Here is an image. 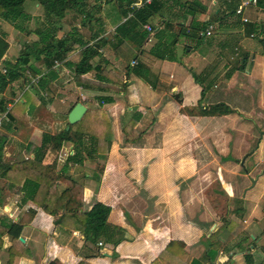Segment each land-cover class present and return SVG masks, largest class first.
Listing matches in <instances>:
<instances>
[{"label": "crops", "instance_id": "obj_1", "mask_svg": "<svg viewBox=\"0 0 264 264\" xmlns=\"http://www.w3.org/2000/svg\"><path fill=\"white\" fill-rule=\"evenodd\" d=\"M187 1H198L206 7L205 14L198 17L199 21L210 22L207 17L214 14L212 20L216 22L210 23L214 36L201 34L208 52H216L214 62L224 59L225 53L221 49H227L223 45L226 40L233 43L234 57L244 54L242 65L247 68V79L252 80L246 89L255 91L256 97L251 99L249 111L228 103L226 105L234 111L229 115L203 117L189 114L191 108L183 104L181 91L170 83L175 81V61L183 49L191 50L179 43L178 34L183 33L179 23L187 27L190 22L189 16L182 19L179 4L172 7L175 20L172 17L169 20V14L164 11V20L155 15L144 24L127 17L124 0L121 4L117 0L101 3L94 11L88 8L92 15L86 21L82 20V15L68 13L61 21L60 34L73 30L74 37L87 42L93 55L88 61L90 70L84 75H76L74 64L58 63L53 68L55 73L50 75L46 70L47 62L40 60L33 64L45 76L44 89L29 88L27 91L38 97L43 109L58 118L65 114L68 117L78 103L86 108V113L105 112V116L98 119L89 115L81 129L91 135L101 133V151L88 141L82 153L75 160H69L68 155L74 154L69 143L58 148L53 139L42 140L47 125H34L39 120L35 110L25 128L17 130L14 127L13 132L0 128L11 142L7 145L5 160L22 164L13 176V184L0 181V187L11 189L0 191V223L23 224L19 237L22 246L18 258L12 259L11 264H156L160 252H168L183 264H264V161L255 164L253 160L254 156L264 154V53L258 35L264 27V8L258 7L257 3L244 6L250 0H211L212 6L207 5L206 0ZM239 8H244L242 16L235 13L229 16L228 12ZM221 13L225 18H218ZM242 18L247 22H242ZM169 21L171 24L166 27ZM145 25L152 26V34L144 29ZM157 32L160 33L156 35ZM118 38L136 54L130 60L129 69L127 62L113 51L112 44ZM212 38L216 40L215 44L211 42ZM255 38L258 43L251 49H241L247 42H256ZM166 45H169L172 61L153 55ZM208 61L206 66L213 65V60ZM167 62L169 67L162 69ZM108 71L118 76L123 87L111 77L102 78ZM204 72L207 74L206 70ZM21 86L13 84L10 93L18 94L16 98L22 96ZM204 98L205 93L197 105L204 102ZM210 98L207 97V104L200 105L219 104L216 94ZM29 103L35 104L33 100ZM132 109L135 112L130 116L127 111ZM242 112L248 114L244 122H252L254 131L257 130L256 150L246 154L241 161L228 154L225 162L235 167L239 165L242 176L232 172L234 167L229 170L223 167L222 158L218 161L214 158L218 173L213 175L208 170L210 164L205 161V156L213 152L218 155L222 151L216 146L206 147L207 135L218 146L223 139L222 120H231L234 114L240 118ZM57 117L51 119L54 128L58 123L53 120ZM205 118L211 121L220 118L221 122L211 133H206L201 126ZM59 121L63 123L60 118ZM94 121H98L96 125ZM131 122L134 123L132 128L128 127ZM244 129L249 130L248 127ZM238 131L232 128L226 134L235 142ZM254 131L246 132L243 137L253 139ZM216 135L219 137L215 138ZM126 137L133 141L128 143ZM106 145L109 149L104 155ZM237 145L238 142L234 146ZM256 170L258 173L254 177ZM208 174L214 177L213 195L207 192L212 184L207 182ZM25 182L29 194L36 191L35 187L30 190L29 182L39 184L34 199L26 198L21 191L11 194ZM223 201L225 212L218 213L217 205ZM95 204L110 208L107 222L118 228L119 243L113 245L102 237L97 244H91L80 234L75 213L87 212ZM224 218L234 224L221 232V248L210 260L206 253L208 239L222 227ZM10 247V238L0 236V264L9 263ZM170 261L174 263L173 259Z\"/></svg>", "mask_w": 264, "mask_h": 264}, {"label": "trees", "instance_id": "obj_2", "mask_svg": "<svg viewBox=\"0 0 264 264\" xmlns=\"http://www.w3.org/2000/svg\"><path fill=\"white\" fill-rule=\"evenodd\" d=\"M126 3L124 4L127 12L126 14L131 13L132 17L137 20H140L142 24L147 23L150 18L158 15L160 19H163L164 11H167L168 19H172L174 14L172 13V7L179 4V8L181 9V14L183 15V20H186L189 16L190 22L187 27L180 22L179 27L181 26L182 30L189 32L191 29H195L198 31L199 40H202V35L210 22H200L199 18L201 15H204L206 12V7L203 6L198 1H187L181 2V0H152L150 4L144 5L141 8L135 9L133 5L135 0H124ZM33 3L39 6L43 10V18L44 22L41 28H35L34 30H29L26 27V23L30 20V15L25 10V3ZM113 0H0V21L7 22L14 30H17L20 33H24L27 36L35 35L37 40L32 41L30 44H26L23 46L19 56L14 62H8L5 59V54L9 49L8 42L6 40V34L0 33V115L7 112V122L2 126L8 132H13L14 127L17 130L21 128H25L30 121L28 118L35 110L34 114L36 117H39V120L35 122L36 127H42V124H46L47 128L43 129L42 140L44 142H49L52 139L54 143L59 148L63 143H69L74 151V154L68 155L69 160H75L79 154L82 153L83 148L85 147V143L90 141L91 144L94 145L96 149H99L101 146V133L99 135L93 134L91 135L88 132H85L82 129L84 125V120L90 115L95 118H103L105 116V112H85L84 117L75 124L74 126H70L66 121V114L60 116L59 118L63 123L59 121V118L50 112L43 109L44 105L38 99L37 96H32L28 91H24V87L28 82L26 78L25 71L29 70L32 75H40V80L37 85H33L32 88H38V90L44 89L45 84V76L34 66V62H39L40 60L46 61L48 64L47 73L52 75L55 73L54 65L55 62L59 64L70 65L74 64V71L76 75H84L89 70L90 67L88 65V61L93 57L92 53L87 48V42H82L77 39V36L74 37V31L71 30L67 34L63 36H59L61 32V21L64 20L68 13H75L78 15H82V20L86 21L90 15H92L90 10L94 11L96 6L101 5V3H111ZM118 4L122 3V0H117ZM257 6L264 8V0H256ZM98 4V5H96ZM165 8V10H164ZM228 13H235V10H231ZM172 17V18H171ZM164 20V19H163ZM83 21V22H84ZM171 21L166 22L165 26H170ZM160 32H157L158 35ZM201 35V36H200ZM259 35V44L262 46L264 51V27L262 26L258 31ZM77 39V40H76ZM176 42H174L175 45ZM113 45L114 53L127 62V69L130 68L129 63L131 59H134L136 54L132 49L128 47V45L124 44L121 39L115 40ZM127 50V53L123 51V49ZM169 45L160 47L159 50H156L153 55L161 60L172 61V57L168 54L170 53ZM122 53L128 54L127 57L123 56ZM68 61V62H66ZM133 69V68H131ZM3 70L5 72H3ZM47 74V75H48ZM46 75V76H47ZM116 79H115V77ZM49 78V75L47 76ZM111 77L112 81L115 83L121 84L123 87V83L119 80L117 75L113 74L111 71H108L102 78ZM196 82L197 79L194 77ZM13 84H21L23 86L20 87V91H22V96L20 99L14 103V99L18 96L15 92H11L14 98L7 99L4 94L6 90L12 87ZM205 91L202 89L201 96L203 97ZM22 100L25 102L22 103ZM30 100H33L35 104L30 105ZM8 105L11 107L8 109ZM42 114L41 111L42 110ZM45 110V111H44ZM192 116H203V117H215V116H225L234 113V111L229 108L225 104H215L207 107L197 105V111L193 112V110L188 111ZM41 114V115H40ZM47 114V115H44ZM45 117V118H44ZM53 117H57V119L53 120L56 122L57 126L52 127ZM33 120V116H31ZM83 121V122H82ZM133 121V120H132ZM95 125L98 121H94ZM131 126L133 127L134 123L131 122ZM75 128V130H73ZM53 133V135H52ZM8 135L6 133L0 132V181L6 180L10 184L15 182L13 180V176L15 172L22 164H13L9 163L5 160L4 155L6 149L8 148V143H11L8 139ZM126 141L128 143L133 141V138H127ZM94 142V143H93ZM14 143V142H13ZM12 143V144H13ZM17 144V143H16ZM110 145V144H109ZM109 146L106 145L103 154H107ZM101 151V150H100ZM26 163V162H23ZM27 182L24 185L11 194H18L20 191L25 193L26 198L34 199L36 191L38 190L39 184H33L29 182L28 185L35 187L32 193H28ZM26 185V186H25ZM29 187V186H28ZM1 190H11L8 186L0 187ZM110 213V208L104 206L102 204H95L89 211L84 213L76 212L75 215L78 217L76 220L78 221V230L82 237H84L86 242L91 244H97L98 240L102 237H106L108 243L113 245L119 243L121 241V237H119L118 228L109 226L107 219ZM236 213V211H235ZM236 215H239L237 212ZM223 225L219 228L212 236L208 239L207 244V254L213 259V256L216 252H218L221 248V242L219 240L221 232L229 227V225L234 224L232 221H229L224 218L222 220ZM3 229V231H1ZM23 229V224L21 222L13 223V222H5L1 221L0 223V236L7 235L11 240V247L9 248V256L10 261L8 264H11V260H16L17 253L19 248L22 246V242L20 241L21 231ZM123 235V233H122ZM121 235V236H122ZM115 236L118 238L116 239ZM124 236H122V240ZM170 259L174 260V263L170 261ZM48 264H58L56 262H49ZM85 264V263H79ZM156 264H183L181 261L171 256L168 252H160L158 255V259Z\"/></svg>", "mask_w": 264, "mask_h": 264}, {"label": "rangeland", "instance_id": "obj_3", "mask_svg": "<svg viewBox=\"0 0 264 264\" xmlns=\"http://www.w3.org/2000/svg\"><path fill=\"white\" fill-rule=\"evenodd\" d=\"M210 2L211 0H206L207 5L212 6ZM24 7H25L26 12L31 17L29 22L25 24L27 29L34 30L35 28H38V27L41 28L44 22L43 21L44 20L43 10L39 6L33 3H29V2H26ZM231 15H233V13H229V16ZM213 16L214 14L212 12L210 13L209 17H207L210 23L212 24L216 22L215 20H212ZM224 16L225 15L221 13L218 18L224 17ZM226 16H228V14ZM200 22H203V21H200ZM186 31L184 30L183 33L178 34L179 43L181 45L190 47L191 50H188L189 48L182 50L181 55L178 57L177 61H175L177 63L176 65L177 72L175 73L176 75L175 81L174 82L170 81L171 84L176 85V87L181 91L182 97L184 98L183 104L189 106L191 108L190 110H193V112H196L198 100L201 98V90L204 89L206 99L207 97L210 98L213 94H216L217 97H219V100H217V103L225 104V105L230 103L234 107H238V109H241L242 111H249V106H251L252 100H254L256 97H255V91L249 92L246 89L247 84L248 85L251 84L252 80L247 79L248 77V75L246 74L248 72L247 68L245 69V64L242 65L241 59H243L244 54L242 53V55L240 54L238 57H234L235 52L233 51V47H231L233 43L230 42V40H226L227 42L223 45H226L227 49L225 48L221 49V52L223 54L225 53L224 59L222 60L218 59V61L214 62L216 58L215 56L216 52L214 50H213L214 51L213 54L208 52L206 41L202 42V40H199L198 31H196L195 29H191L189 32H186ZM1 32L6 34V40L9 45V49L5 54V59L8 62H14L17 59L24 45L30 44L32 41L37 40V37L35 35L32 34L30 36H27L24 33H20L17 30H14L7 22L3 20L0 21V33ZM59 36L61 37L63 36V34L59 33ZM255 39L256 40L254 41L256 42H253V43L247 42L244 44L245 47H242L241 49L242 50L251 49L253 44L258 43L257 42L258 38H255ZM211 42L215 44L216 40L212 38ZM238 45H241V44L238 43ZM219 49L220 48L218 47L217 50ZM208 60L210 61L213 60V65L206 66V64L209 62ZM157 62L159 64V61ZM159 65H161V63ZM168 67L169 66L167 62L166 64H164V66H162V69H167ZM205 67L206 69H204ZM240 69H243V70L239 72ZM204 70H206L207 74L204 72ZM238 74L239 76L236 77ZM233 75H234V78H231ZM194 77H196L197 82ZM240 84H244V85H240ZM256 87L258 88V86ZM11 88L10 89L8 88L9 90L7 89L4 94L5 98L7 99L12 98V95L10 93ZM206 99L204 100V102L200 104L202 105L203 103L207 104L208 102H205ZM127 112L131 116L135 111L132 109V111H127ZM242 113L243 114H241V116L239 115L240 118H238L237 115L234 114L235 117L233 116V119L222 120L223 139L221 141L222 143L220 142L218 146L215 143V141L212 140V138H209V135H207L208 138L204 142L206 143V147L211 148V146H216L218 149L222 151V153L218 155L213 154L214 153L213 152L211 155L207 154L205 156L206 157L205 161L208 164H210L208 167V170L213 175L214 174L216 175L218 173V170H216L218 168L215 169V164L213 163L214 158L217 161L218 159L222 158L223 161H221V163H223V167H225L227 170L234 167L232 172L236 173V175L242 176L243 171L241 170V168H239L240 167L239 165L235 167L234 164L225 162L228 154L232 155L234 158H237L241 161L246 154L248 153L250 154L256 150V145H258V142H257L258 136L256 132L257 130L255 129L254 131V128H253L254 124L252 122L250 121L246 123L244 122V118L247 117L248 114L245 115L244 112ZM250 118H253V117L250 116ZM219 119L220 118H217L211 121L210 118H205L204 120H202L201 126L204 127L203 131H205L206 133L208 132L211 133V131H213V128L216 127L221 122ZM247 123L248 125H243ZM244 127H248L249 130L247 129L243 130ZM232 128H235L236 132L239 129L238 131L239 136L235 140V142L234 140H231L228 137L229 135L227 136L226 134L230 132ZM242 130L243 132L241 133ZM250 131H254L253 139L251 138L247 139V137L245 138V136L243 137V134H245L246 132H250ZM232 132H234V130H232ZM213 134L211 135L213 136ZM218 137L219 136L216 135L215 138H218ZM216 141L218 142V140ZM237 142H238V145L234 146ZM227 145H229L230 147V153L227 149L228 148ZM253 160L255 164L259 160L264 161V154L262 156H260L259 154L254 156ZM228 165L230 166L229 168H228ZM257 171L258 170H256V173L253 175L254 177L258 173ZM207 179H208L207 182L211 181L212 183V180H214V177L208 174ZM213 184L214 183H212L211 187L207 189L208 195H211V194L213 195V193L211 192V188H213L212 187ZM222 200H224V198ZM225 208L226 206H225L224 201L222 202V204L218 203L217 205L218 213H224ZM263 226H264V223H263Z\"/></svg>", "mask_w": 264, "mask_h": 264}, {"label": "built area", "instance_id": "obj_4", "mask_svg": "<svg viewBox=\"0 0 264 264\" xmlns=\"http://www.w3.org/2000/svg\"><path fill=\"white\" fill-rule=\"evenodd\" d=\"M151 1H152V0H139L138 2H136V3L133 5V8H135V9L141 8V7L144 6V5L150 4ZM249 3L255 5V4H256V0H250L248 3H245L244 6L249 5ZM243 11H244V8H239L238 10L235 11V15H236V16H242ZM130 16L132 17V14H131V13H129V14L127 15V17H130ZM242 22L246 23V22H247V19H246V18H242ZM144 29H145L148 33H151V34L153 33V28H152L151 26H149V25H145V26H144ZM212 31H213V26H212V25H209V26L206 28V30L204 31L203 35H204L205 37H209V36L212 35ZM251 37H253V36L251 35ZM57 64H58V62H55V64H53L55 68L57 67ZM3 72H5V71L3 70ZM25 75H26V78L28 79V82H27V84L25 85L24 91H27L29 88H32L33 85L35 86V85L38 84V82H39L41 76H40V75H32V74L30 73L29 70H26V71H25ZM19 96L21 97V95H19ZM20 97L16 98V99L14 100V103H16V102L20 99ZM10 107H11V105H8V109H9ZM6 122H7V112H5V113H3V114L0 115V128H1ZM101 245H102V244L99 243V246H101Z\"/></svg>", "mask_w": 264, "mask_h": 264}, {"label": "water", "instance_id": "obj_5", "mask_svg": "<svg viewBox=\"0 0 264 264\" xmlns=\"http://www.w3.org/2000/svg\"><path fill=\"white\" fill-rule=\"evenodd\" d=\"M177 98L178 96L176 95L175 99ZM85 112H86V108L82 104L80 103L76 104L68 114L67 117L68 124L70 126L77 124L81 120ZM20 240L22 241V239Z\"/></svg>", "mask_w": 264, "mask_h": 264}]
</instances>
